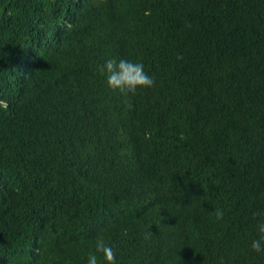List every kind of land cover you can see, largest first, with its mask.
I'll list each match as a JSON object with an SVG mask.
<instances>
[{
  "label": "trees",
  "instance_id": "1",
  "mask_svg": "<svg viewBox=\"0 0 264 264\" xmlns=\"http://www.w3.org/2000/svg\"><path fill=\"white\" fill-rule=\"evenodd\" d=\"M257 212L264 0H0V264H264Z\"/></svg>",
  "mask_w": 264,
  "mask_h": 264
},
{
  "label": "clouds",
  "instance_id": "2",
  "mask_svg": "<svg viewBox=\"0 0 264 264\" xmlns=\"http://www.w3.org/2000/svg\"><path fill=\"white\" fill-rule=\"evenodd\" d=\"M100 70L105 76L106 87L123 94L135 93L155 84V78L145 71L144 64L139 61L109 57L100 66ZM253 216L256 235L248 245L249 252L264 256V213L257 212ZM85 264H118L117 250L103 239H97L94 251L87 254Z\"/></svg>",
  "mask_w": 264,
  "mask_h": 264
}]
</instances>
